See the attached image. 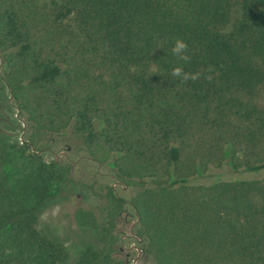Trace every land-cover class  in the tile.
<instances>
[{
  "label": "trees",
  "instance_id": "1",
  "mask_svg": "<svg viewBox=\"0 0 264 264\" xmlns=\"http://www.w3.org/2000/svg\"><path fill=\"white\" fill-rule=\"evenodd\" d=\"M0 57V112L30 126L0 119V264H122L129 207L155 264H264V178L192 182L227 159L264 168V0H0ZM66 132L135 189L105 185L108 215L79 207L93 240L74 248L37 226L70 196L68 169L40 153Z\"/></svg>",
  "mask_w": 264,
  "mask_h": 264
},
{
  "label": "rangeland",
  "instance_id": "2",
  "mask_svg": "<svg viewBox=\"0 0 264 264\" xmlns=\"http://www.w3.org/2000/svg\"><path fill=\"white\" fill-rule=\"evenodd\" d=\"M48 1V0H41ZM0 57V71H1ZM6 121L17 118L20 128L16 135L26 137L30 126L23 116L19 115L15 107L0 112V119ZM7 128V126H6ZM12 129L11 127H9ZM7 128V129H9ZM80 142L74 139L69 132L53 145L41 151L43 157L49 161H59L68 169V179L65 197L45 205L38 218V228L45 234L57 236L70 248L79 246L82 241L93 240L89 231L84 230L75 219V212L79 207L97 210L102 216L108 215L106 207L108 200L104 196V186L111 184L117 192L130 200L135 193L133 187L116 182L110 165L99 164L90 159L88 155L78 148ZM227 159L220 168H211L210 174L205 177L198 176L193 183H209L220 180H242L264 178V168L256 171H235ZM116 243L118 250L115 256L122 264H155L140 248L136 234L132 233L136 223L135 212L132 207L127 208L117 220ZM72 250V249H71ZM74 263V260L69 262Z\"/></svg>",
  "mask_w": 264,
  "mask_h": 264
},
{
  "label": "clouds",
  "instance_id": "3",
  "mask_svg": "<svg viewBox=\"0 0 264 264\" xmlns=\"http://www.w3.org/2000/svg\"><path fill=\"white\" fill-rule=\"evenodd\" d=\"M187 43L181 39H177L174 43V46L172 48V53L173 55H175L176 57H178L179 59L183 60L185 63H187L190 60V57L188 55H186V50H187ZM171 75L174 77H179L181 78L183 81H188V80H196L199 78V74L198 73H189V72H185L183 67H174L172 69Z\"/></svg>",
  "mask_w": 264,
  "mask_h": 264
}]
</instances>
